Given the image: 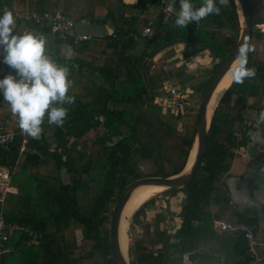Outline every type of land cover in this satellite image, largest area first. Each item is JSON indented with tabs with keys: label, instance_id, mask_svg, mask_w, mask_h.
I'll return each mask as SVG.
<instances>
[{
	"label": "trees",
	"instance_id": "obj_1",
	"mask_svg": "<svg viewBox=\"0 0 264 264\" xmlns=\"http://www.w3.org/2000/svg\"><path fill=\"white\" fill-rule=\"evenodd\" d=\"M247 1L250 43L255 47L248 66L256 69V76L243 84L230 82L225 89L214 109L207 148L193 177L182 186L163 190L184 194L177 205L176 227L168 233L158 227L152 238L155 248H148L142 239L130 243V264H222V258H226L225 264H246L245 237L216 231L213 220L217 218L257 225V237L264 243V200L239 208L226 181L239 150L254 142V133L259 131L262 142L255 141L256 158L248 162L245 176L252 190L264 193V173L256 165L257 160H264V123L256 126L259 113L264 111L260 50L264 30L257 26L264 24V0ZM192 2L198 7L202 0ZM5 7L21 13L59 9L74 21L109 24L112 31L85 39L75 35L61 39L45 23L15 19L16 33L43 34L46 54L69 68L73 81L69 95L75 97V103L64 105L68 115L62 127L49 125L45 119L40 139L27 136L23 150L19 135L12 143L0 146V165L11 170L12 191L0 203L5 220L43 234L41 243L34 245L22 232L10 233L6 245L11 250L1 264H114L108 225L120 192L136 178L181 171L194 141L195 125L185 130L181 112L160 115L153 110L157 95L166 93V81L163 73H154L152 61H148L146 83L144 59L170 41L208 50L218 61L205 85L201 83L203 95L237 40L236 2L228 0L219 15H209L186 28L176 27L174 16L162 21L160 0L132 4L123 0H0V8ZM146 25L152 27L151 35L157 33L151 41V35H141ZM225 28L233 32L228 34ZM61 43L75 56H61ZM175 76L182 78L180 89L189 96L192 89L187 81L192 76L170 71L167 77ZM3 102L0 95V121L10 114ZM144 159H150L149 169L141 166ZM145 205L141 204L132 217L137 219ZM148 232L147 228L144 235ZM258 250L260 264H264V245Z\"/></svg>",
	"mask_w": 264,
	"mask_h": 264
},
{
	"label": "clouds",
	"instance_id": "obj_2",
	"mask_svg": "<svg viewBox=\"0 0 264 264\" xmlns=\"http://www.w3.org/2000/svg\"><path fill=\"white\" fill-rule=\"evenodd\" d=\"M169 0L168 11L175 17L178 28L199 23L209 15H219L221 6L228 0H202L197 7L192 0ZM15 17L5 7L0 14V50L2 62L12 69L0 78V95L10 112L18 120L22 133L32 139H40L42 125L47 119L49 125L62 127L68 115L64 105L75 103L69 95L73 81L70 70L46 54V37L31 31L16 33ZM255 47L247 37L239 45L235 61L231 66L229 83L243 84L245 79L256 76V69L248 66V57ZM224 83L221 87H224ZM264 123V111L257 118V127Z\"/></svg>",
	"mask_w": 264,
	"mask_h": 264
},
{
	"label": "rangeland",
	"instance_id": "obj_3",
	"mask_svg": "<svg viewBox=\"0 0 264 264\" xmlns=\"http://www.w3.org/2000/svg\"><path fill=\"white\" fill-rule=\"evenodd\" d=\"M82 24L80 20L74 21L73 30L77 27L78 29L84 31H94L93 29L95 27L93 25L87 24L84 26ZM257 26L261 28V30H264V24H258ZM223 31L228 34L233 32L229 28H225L223 29ZM220 33L222 34L224 32ZM221 34L217 35V37L220 38ZM171 47L172 48L168 47L164 49L165 51L163 49L160 50L149 60L153 63L154 73H157L159 71L163 73V76L165 77L164 80L166 81L164 86L167 87L169 84H175L178 85L179 88L180 86L182 87V78L179 79L177 76L169 78L167 77L169 72L171 71L175 73L183 71L184 73H188L192 76L191 79L187 81V84L191 87L192 92L189 93V96L185 95L184 93H182V96L180 93L181 97L176 99H172L173 96L172 98L170 96L168 97L167 93L158 94L156 98V102L158 103L154 104L153 110L158 112L160 115L181 112V120L184 122L185 130H188L189 128L191 129V127H194V125L196 124V116L200 106L201 98L203 96L201 95V83L205 85V83L208 81V77L212 74L213 67L218 59H216L211 54H209V56H204V53L207 51L206 49H198L189 44L177 42ZM68 48L71 53L72 51L70 47ZM260 50L264 59V43H262ZM163 51L164 53L161 54V52ZM62 53L63 54L60 55L64 57L71 55L66 51ZM176 53H181L182 57L179 59L175 57L170 61V58L174 57ZM177 61L180 62H178L176 65L175 63ZM101 130L102 129H99V131ZM92 135L93 133H90V136ZM246 151L247 150L244 148H242V150L240 149L238 152L239 155L234 158L231 168V172L233 175L244 176L248 162L256 158V153L254 155H250ZM141 166L145 169H149L151 166L150 159H144L143 162H141ZM64 178H67V175H64ZM253 191L255 193L254 196L257 201L264 200V193H261L256 189H253ZM183 195L184 194L182 193V191H161L145 201L146 205L144 209L138 213L137 219L133 218L131 215V217L127 221L128 246L134 240L142 239L143 244L147 245L148 248L157 247L153 243L152 238L155 234H157L158 227L161 229H165L167 233L174 230L179 221V217L177 215V205H179L180 199ZM254 202H256V200H254ZM147 228L149 229V232L144 235ZM261 261L262 260H260V262Z\"/></svg>",
	"mask_w": 264,
	"mask_h": 264
},
{
	"label": "built area",
	"instance_id": "obj_4",
	"mask_svg": "<svg viewBox=\"0 0 264 264\" xmlns=\"http://www.w3.org/2000/svg\"><path fill=\"white\" fill-rule=\"evenodd\" d=\"M160 3L161 18L163 22H166L173 17V15H171L168 11L169 0H160ZM3 9L4 8H0V14H2ZM10 11L13 13L15 19L47 24L50 28V32L61 39H65L68 35H73L74 20L59 9L54 11H45L42 13H21L17 10ZM151 32L152 27L150 25H146L143 27L141 35L150 36ZM75 36L77 39H85L89 37V35L86 34H76ZM2 56L3 55L0 56V78L12 71V69L8 68L7 65L2 62ZM163 89L166 91L168 97L170 96L172 98L173 96L172 99L179 98L182 95L181 89L175 84H169L167 87L164 86ZM3 104L6 103L3 102ZM16 135L21 137V151L24 148L27 135L21 132L18 126L17 118L10 112L7 118L0 121V146L12 143ZM256 165L259 170L264 173V160H257ZM11 191V170L6 165H0V203L3 202L6 194ZM257 227V225L248 224L246 222L229 221L226 218H217L213 220V228L218 232L229 231L232 233L243 234L245 237V253L247 256L246 264H259L262 259L258 248L263 246L264 243L257 237ZM15 231L25 234L29 242L34 245L40 244L43 237V234L40 231L30 228L29 226H25L17 222H7L2 210L0 209V264L3 256L11 250V248L6 245V241L8 240L10 233Z\"/></svg>",
	"mask_w": 264,
	"mask_h": 264
},
{
	"label": "water",
	"instance_id": "obj_5",
	"mask_svg": "<svg viewBox=\"0 0 264 264\" xmlns=\"http://www.w3.org/2000/svg\"><path fill=\"white\" fill-rule=\"evenodd\" d=\"M237 11L239 15V33L236 42L232 46L231 50L225 56L223 61L217 66L216 70L214 71L210 82L203 93L201 98L200 106L197 112L196 124H195V134H194V141L192 147L189 151L186 163L183 169L175 174L168 175V176H159V175H151V176H143L136 178L130 182H128L122 191L120 192L118 199L112 209L110 221H109V230H108V241H109V248L110 254L113 259L114 264H130L128 255L126 256L123 254L122 250L119 246L118 241V227L121 219V214L123 207L129 198L131 192L139 185L144 184H154V185H161L166 189L179 187L185 184L186 182L190 181L193 177L197 166L200 164L202 157L207 148V135L209 132L210 122L212 120L213 112L215 107L212 109V112L208 119V105L210 103V99L212 94L219 83L222 76L225 72L231 67L233 62L235 61L237 49L239 45L243 42L244 38L247 37L249 41L251 40V32H252V24H251V12L249 9V4L247 0H235ZM157 36V33L150 36L149 41L153 40ZM175 41H170L162 44L161 46L155 48L151 51L144 59L142 65V72L145 82L147 83V78L144 72L145 66L147 62L160 50L163 48L173 45ZM148 85V84H147ZM149 87V92L151 91V87ZM217 105V104H216ZM194 149L193 156L190 160V164L187 170L184 171L188 160L190 158L191 150ZM247 153L254 155L256 152V147L253 144H249L247 146ZM226 263V258H222V264Z\"/></svg>",
	"mask_w": 264,
	"mask_h": 264
},
{
	"label": "bare ground",
	"instance_id": "obj_6",
	"mask_svg": "<svg viewBox=\"0 0 264 264\" xmlns=\"http://www.w3.org/2000/svg\"><path fill=\"white\" fill-rule=\"evenodd\" d=\"M234 63V62H233ZM233 65V64H232ZM231 65V66H232ZM230 70L231 67L225 72V74L220 79L219 83L217 84L212 97L210 99V103L208 105V119L212 112V109L216 106L219 99L221 98L223 92L228 87L229 79H230ZM224 83V87H221V84ZM243 148V147H242ZM241 148V149H242ZM247 149V148H244ZM247 152V151H246ZM194 149L191 150L190 158L184 171L188 169L190 160L193 156ZM249 154V153H248ZM251 155V154H250ZM166 188L161 185H154V184H144L137 186L130 194L129 198L127 199L121 214V219L118 227V241L120 249L122 250L123 254L126 256L127 248H128V237H127V221L131 217V215L137 210V208L145 201L150 199L152 196L156 195L159 191H163Z\"/></svg>",
	"mask_w": 264,
	"mask_h": 264
},
{
	"label": "crops",
	"instance_id": "obj_7",
	"mask_svg": "<svg viewBox=\"0 0 264 264\" xmlns=\"http://www.w3.org/2000/svg\"><path fill=\"white\" fill-rule=\"evenodd\" d=\"M125 3H129V4H132L134 3L136 0H123ZM101 12H98V14H100ZM82 25H87V24H91L93 25L95 28L93 29L94 31L93 32H89V31H84V30H81V29H78L77 27L73 30V35H76V34H88V35H91V36H101L105 33H110L112 31V27L109 25V24H106L104 26H100V25H94L90 22H88L87 20H83V21H80ZM177 45V44H176ZM67 52V53H70V50L68 48V45L64 44V43H61L60 47H59V54H63L62 52ZM165 51V50H164ZM161 52V54L164 53ZM203 51V50H201ZM71 55L69 57H74V53L71 52L70 53ZM209 52L208 50L204 53V56H209ZM3 55L2 53V50H0V56ZM181 58L182 57V54L181 53H176L174 55V57H171L170 58V61L172 60V58ZM180 62V61H177L175 64L177 65V63ZM165 99V98H164ZM164 102V101H163ZM254 140L255 141H259V142H262V137L260 135V132L257 131L254 133ZM254 142H252V144L254 145ZM242 150V149H241ZM258 148H256V152H257ZM255 152V153H256ZM233 165V164H232ZM232 168V166H231ZM231 168L229 170V175L226 179L228 185H229V188H230V191H231V196H232V201L233 203L239 207V208H243L247 205H250L252 203H254V200L257 201V199H255V196H254V191L250 189V187L248 186V182H247V178L246 176H241V175H233L232 172H231ZM262 193V192H261Z\"/></svg>",
	"mask_w": 264,
	"mask_h": 264
}]
</instances>
